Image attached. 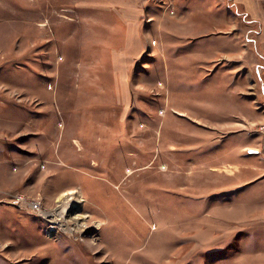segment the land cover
I'll use <instances>...</instances> for the list:
<instances>
[{
    "label": "rangeland",
    "instance_id": "obj_1",
    "mask_svg": "<svg viewBox=\"0 0 264 264\" xmlns=\"http://www.w3.org/2000/svg\"><path fill=\"white\" fill-rule=\"evenodd\" d=\"M110 6L0 0V264H264V161L240 148L264 146V79L146 58L117 88L85 35ZM73 190L80 219L51 229Z\"/></svg>",
    "mask_w": 264,
    "mask_h": 264
},
{
    "label": "crops",
    "instance_id": "obj_2",
    "mask_svg": "<svg viewBox=\"0 0 264 264\" xmlns=\"http://www.w3.org/2000/svg\"><path fill=\"white\" fill-rule=\"evenodd\" d=\"M110 4V22L88 21L91 27L86 26L85 35H93L97 46H110L111 59L105 57L106 67L102 66L110 68L105 70L117 88L118 78L131 77L140 59L146 58L178 63L172 66L178 76L186 72L200 76L223 60L233 63L224 69L229 75L264 79V67L257 64L259 58L264 61V0H110ZM105 28L110 29L108 34ZM255 105L252 117L264 121V107L259 111ZM240 148L258 150L249 157L264 161V146L257 138ZM249 163L264 174V165Z\"/></svg>",
    "mask_w": 264,
    "mask_h": 264
},
{
    "label": "bare ground",
    "instance_id": "obj_3",
    "mask_svg": "<svg viewBox=\"0 0 264 264\" xmlns=\"http://www.w3.org/2000/svg\"><path fill=\"white\" fill-rule=\"evenodd\" d=\"M81 201H83L82 198H80V195H78L77 191H75V190L60 193V195L57 199V202H60V204H59L60 210L59 211H50V210L49 211H42L41 215L44 218H46L47 221H49V223H51V225H50L51 229H54V226L56 225L60 229L69 233L73 228H70L68 226V223L65 220V218H66V216H69L70 219H72V220H75L76 218L80 219V217H77V215H75L73 217L70 216V213H72L73 209L78 207V205H79V203H81ZM30 208L33 209V211H34L33 205H30ZM35 211H37L35 213L38 214L40 212V208L35 210ZM99 225H100V221H96L95 222V228L99 227Z\"/></svg>",
    "mask_w": 264,
    "mask_h": 264
},
{
    "label": "built area",
    "instance_id": "obj_4",
    "mask_svg": "<svg viewBox=\"0 0 264 264\" xmlns=\"http://www.w3.org/2000/svg\"><path fill=\"white\" fill-rule=\"evenodd\" d=\"M260 130H264V127H260ZM263 136H264V133H263ZM22 200H25L22 196H18L17 198H16V201H18L19 203L22 201ZM28 206H30V205H33V207H34V211L35 210H37V209H39V201H37V200H34V201H32V202H28V203H26ZM31 210V209H30ZM33 211V210H32Z\"/></svg>",
    "mask_w": 264,
    "mask_h": 264
}]
</instances>
